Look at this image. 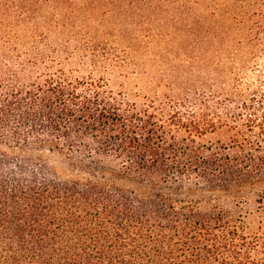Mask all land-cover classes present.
I'll return each mask as SVG.
<instances>
[{"label":"trees","instance_id":"16d2710c","mask_svg":"<svg viewBox=\"0 0 264 264\" xmlns=\"http://www.w3.org/2000/svg\"><path fill=\"white\" fill-rule=\"evenodd\" d=\"M19 65L0 63V264H264L221 205L264 194V75L247 96L138 107L63 71L22 83ZM222 128L227 144L201 143Z\"/></svg>","mask_w":264,"mask_h":264},{"label":"rangeland","instance_id":"374dc122","mask_svg":"<svg viewBox=\"0 0 264 264\" xmlns=\"http://www.w3.org/2000/svg\"><path fill=\"white\" fill-rule=\"evenodd\" d=\"M259 22L264 0H0V63L23 65L22 83L60 71L103 80L138 107L234 86L247 96L264 75ZM228 141L222 128L201 143ZM221 205L264 241V194Z\"/></svg>","mask_w":264,"mask_h":264}]
</instances>
